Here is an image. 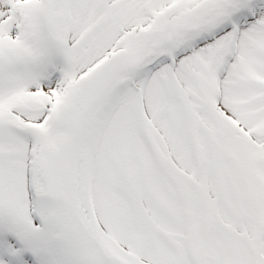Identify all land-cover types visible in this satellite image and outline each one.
Wrapping results in <instances>:
<instances>
[{"label":"snow or ice","instance_id":"obj_1","mask_svg":"<svg viewBox=\"0 0 264 264\" xmlns=\"http://www.w3.org/2000/svg\"><path fill=\"white\" fill-rule=\"evenodd\" d=\"M0 264H264V0H0Z\"/></svg>","mask_w":264,"mask_h":264}]
</instances>
